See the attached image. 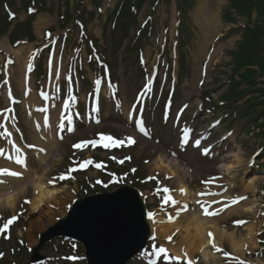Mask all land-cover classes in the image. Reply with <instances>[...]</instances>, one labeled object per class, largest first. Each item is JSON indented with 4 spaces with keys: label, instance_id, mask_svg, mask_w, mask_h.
I'll use <instances>...</instances> for the list:
<instances>
[{
    "label": "rangeland",
    "instance_id": "1",
    "mask_svg": "<svg viewBox=\"0 0 264 264\" xmlns=\"http://www.w3.org/2000/svg\"><path fill=\"white\" fill-rule=\"evenodd\" d=\"M121 1L71 0V14L65 11V0H46L43 4L30 2L36 12L28 15L25 8L28 3H23V0H8L11 9L17 13V20L9 24L5 20V14H0V28L4 29V33H0V74L3 76L6 68L4 57L8 47L3 43L10 41L12 46L14 40L9 38V34L19 39L9 51L8 57L14 59V62H7V68L8 64L12 67L13 84L15 83L18 94L16 111L10 122L20 115L23 117V128L27 136L23 142H32V130L23 108L27 97L24 98L23 90L16 83L19 66L24 67L31 62L34 67L37 66L33 79L35 92L39 93L36 95L37 112H45L39 107L43 104L42 94L45 92L44 104L50 106L51 112L57 113L59 108L64 107L70 114V123L76 124L73 130L69 129L68 125L61 131L57 130L59 144L54 148V156L48 159L47 164L38 163L37 157L32 155L30 164L33 166L29 177L22 173L18 178L23 181H16L15 185L4 180V184L8 186L5 192L16 197V207H9L5 202L0 203V228L7 224V218L16 219L0 237V264H30V248L39 242L40 234L50 227H56L59 219L67 214L73 201L82 194L113 190L126 183L144 187L149 217L153 221L159 216L165 218L174 211L175 203L171 201L176 199L174 189L179 182L199 192L204 190L200 189L204 181L216 175H219L217 180L221 187L211 186L206 189H216V193L211 196L229 194L236 197L243 194L247 199L226 205L225 209L221 208L213 218L207 219H217L216 224L220 231L238 228V237L246 234V231L241 229L247 224H255L256 246H249L241 256L234 258L237 264L241 261L246 264H264V153L262 151L254 154L263 147L264 135L258 134L259 127L254 126V120L244 110L234 107L222 113L217 107L216 112L213 104L215 100L222 104L221 95L228 84L231 70L238 76V71L228 63L232 59L230 52L235 49L241 37L240 27L244 23L248 24V16L244 11L241 16L234 10L231 11L229 0H160L155 3L154 0H144L137 15V23H133L128 7L124 6L125 12L120 14V8L117 9L115 14V5H121ZM203 2L212 10V15H218L217 23L214 21L210 24L209 35H205L207 30H202L197 22V15L199 18L206 17L200 11ZM232 2L237 4L238 0ZM225 11L232 14L233 20L223 18ZM70 15V21L67 23ZM256 16L257 13H253L252 17ZM146 19L147 23L152 25L151 32L150 27H147L136 43H133L131 39L134 33L140 23H146ZM114 20L116 24H113ZM14 26L15 29L11 32ZM22 30L29 33H22ZM215 32L217 33L214 34ZM159 40L168 41L164 51H167L169 58L156 60L154 65L159 69L158 74L162 70L168 73L175 68L178 76L177 90L174 102L168 106V110L165 109L168 105L165 103L166 98L157 101L156 93L151 98L147 119L154 125V138L144 139L140 129L135 126L137 113L131 119L127 118L124 104L129 106L133 101L135 105V93L144 82L145 74L139 63V52L143 50L147 59L153 61L159 52L163 51ZM211 47H214L211 56H207ZM88 52H92L94 58L89 57ZM147 59H144V63ZM152 65L151 62L147 66ZM82 73L89 82L82 79ZM1 75L0 84H3ZM97 79L101 81V96L96 98L100 101L99 105L93 99V88ZM258 79L264 80V75ZM67 82L68 91H62ZM164 83L169 84V79ZM219 86L221 88L217 90ZM157 90L155 88L154 91ZM97 91L96 88L95 93ZM2 92L3 89H0V108L6 105L1 97ZM47 93L50 94L49 100L45 97ZM257 94L255 91L250 92L238 103L249 95ZM145 95L148 96V93ZM199 99L203 105L194 106ZM135 106L139 108L136 111L143 115V104L137 101ZM200 110L205 111L200 113ZM165 111L168 112V117L174 119V127L161 121L159 113ZM215 113H218L216 117ZM177 114L181 115L176 117ZM94 115L97 118L93 117ZM214 117L220 119L214 120ZM184 131L190 135L188 144L179 142ZM223 134L227 141L221 140ZM102 136H110L122 143L107 148L90 146L88 143L81 148L74 147L79 141L89 142ZM198 136L203 137L199 146L193 143ZM128 137L136 138L135 143L131 144ZM177 143L181 151L178 150ZM7 145L8 142L0 130V148ZM206 148L210 150L207 155L204 154ZM170 149H176L177 156L171 155ZM92 156L94 159L86 162L85 170L75 169V164ZM123 158H126L123 163L118 161ZM159 158L160 164L157 161ZM235 161L239 162L235 167L225 168V163L234 164ZM164 163L167 166L169 164V168L175 173L167 182L171 184V188L165 192L148 194L146 188L169 186L156 182L147 185L144 180L145 175L156 171L155 165H158V172H161L158 178L164 179L168 176L167 170L161 168ZM38 176L43 178L48 188L57 192L54 197L45 199L40 207L33 209L30 201L34 196V187L30 180L36 178L34 180L37 181ZM252 177L256 178L254 187L247 189L246 183ZM246 201H252V209L246 210L241 206L225 215L231 206L244 204ZM207 204V201H203L199 206ZM192 205L189 204L188 216L191 214ZM214 206L215 204L211 208ZM178 219L182 225L187 222L182 215ZM235 221L246 223L236 224ZM164 222L163 220V224L157 229H164L167 225ZM180 224L174 225L166 235H157L150 242L148 250L157 251L164 244L178 247L183 239L181 233L185 232V228ZM205 237L215 239L219 236ZM220 247V253L214 251L218 256L216 263L210 258H205L200 250L194 254V260L197 264H222L221 261L227 258L224 253L241 254L233 251L230 241L226 238H221ZM39 253L43 254L45 259L37 264H87L83 246L70 240H53L46 243ZM162 257H165L169 264H179L168 254L159 256L153 251L134 257L129 264H154L153 261Z\"/></svg>",
    "mask_w": 264,
    "mask_h": 264
},
{
    "label": "water",
    "instance_id": "2",
    "mask_svg": "<svg viewBox=\"0 0 264 264\" xmlns=\"http://www.w3.org/2000/svg\"><path fill=\"white\" fill-rule=\"evenodd\" d=\"M59 223L43 240L57 234L73 237L85 245L91 264H126L150 235L144 203L130 187L77 199ZM38 248L33 249V261L40 257Z\"/></svg>",
    "mask_w": 264,
    "mask_h": 264
},
{
    "label": "bare ground",
    "instance_id": "3",
    "mask_svg": "<svg viewBox=\"0 0 264 264\" xmlns=\"http://www.w3.org/2000/svg\"><path fill=\"white\" fill-rule=\"evenodd\" d=\"M201 14L205 15L206 17L204 18H199V16L197 15V22L199 23V25L201 26L202 30L206 31L205 35H209V33L211 32V27L210 24L213 23L214 21L217 23L218 21V15L216 14L215 16L212 15V10L205 4V2L202 3L201 8H200ZM217 32H215L214 34H216ZM20 49H22V47H20ZM11 50V46L8 45L7 47V51ZM19 83L21 85H23V77L21 78L22 75V71H24V68L22 66H19ZM28 89L30 90L28 99H29V104H33L35 103V96L34 94H32V90L31 85H27ZM126 106V110L128 108L127 104L125 103ZM33 107H36V104L33 105ZM42 109H43V105H42ZM125 110V112H126ZM129 110V109H128ZM32 113V112H31ZM127 113H129V111H127ZM34 114V113H32ZM59 113H57L55 116H58ZM37 115V114H36ZM49 115V114H48ZM37 116H40L41 118H39V120L36 119L37 121V127L41 130L42 133H45L49 130H57V125L53 126V122H54V116H47L46 113H42V114H38ZM58 119L60 118L59 116L57 117ZM28 123L31 127L32 133H31V139L34 142H39L41 145L45 146V148L47 149V152L45 154H42V151H35V152H40V153H35L37 160L39 161V163H47L46 161L48 159H50L52 156H54V153L52 154L54 148L59 144V142L55 139L54 136H51V134H48V140L47 141H42L41 139H39L37 133L33 130V126L30 124L29 120ZM58 123V122H57ZM149 131V130H148ZM25 151V150H24ZM15 153V156H13L14 160L11 158L9 159L10 163H12L13 165L17 164L15 162L16 157L20 156L22 158L21 154H17ZM159 162V164L161 163L160 158L159 160H157ZM31 163V160H30ZM239 162L233 163H225V168L226 169H230L233 166L235 167V165H237ZM168 164V163H166ZM19 167H21L22 169L25 170L26 176L29 177L32 173V166L33 164H30L31 166L26 168L25 166H22L20 164H17ZM155 169L159 170L158 165H155ZM164 170H167L169 173H171L172 175L175 174L171 168H169V164L168 166L165 165V163L162 165V167ZM171 176V175H169ZM7 178L9 179V182H12V185H15L17 182L21 180L20 178H13L11 176H1L0 179L2 180L3 178ZM36 179V178H34ZM31 179L30 182L33 183V187H34V196L30 201L31 207L33 209H36L38 207H40L43 202L45 201V199H47L48 197L52 198L55 196L57 190L55 189H51L48 188L45 183L43 182V178L41 176H38V180H34ZM256 181L255 177H252L248 180V182L246 183V188L247 189H251L252 187H254V183ZM178 186H182V189H185L186 193H185V201L184 203L188 202L186 196L189 195L190 199L189 201H193L196 200V197H194V193L193 191L190 190L189 192V188L186 186L185 183L183 182H179ZM185 186V187H184ZM8 189V186L6 184H1L0 185V203L1 202H5L9 207H16V197L13 194H8L7 192H5ZM189 203V202H188ZM244 207V209L246 210H250L253 208V203L252 201H246L244 204H240L237 206H234L230 209H228L225 212V215H227L228 213H230L231 211L238 209L239 207ZM184 218L187 220L186 223H184L183 225L180 224L181 220H178L177 222H175L174 224H168L165 225L164 229H158L157 231V235H166V232L173 229L174 225L180 224V226L182 228H185V233L182 239V242L180 243V245L178 247L173 246V250L172 253L177 256V257H183V256H187L190 257V253L194 254L196 252H198L199 250L203 252V255L205 256V258H210L212 260V262L216 263L217 261V255L212 254L210 252V249L208 248V237H205V230L208 228H212L214 229V231H216L215 233L217 234V236L221 238H226L228 239V241H230L231 244V248L233 249V251L235 252H240V253H244L246 250V248H248L249 246H251L252 248L254 246H256V239H255V234L257 233V228L255 226V224L250 223L247 224L246 227L244 229L241 230H245L246 234L241 235V236H237V231L239 230L238 228L233 229L232 231L229 230H221L220 228L217 226L216 221L217 219H211L208 220L207 218H200L199 216H197L194 213H191L190 216L185 215ZM151 220V218H150ZM152 222V229L153 231L156 229L158 226L157 223ZM218 237L219 242H221V238ZM31 241L33 242V238L30 237ZM185 246V247H182Z\"/></svg>",
    "mask_w": 264,
    "mask_h": 264
},
{
    "label": "trees",
    "instance_id": "4",
    "mask_svg": "<svg viewBox=\"0 0 264 264\" xmlns=\"http://www.w3.org/2000/svg\"><path fill=\"white\" fill-rule=\"evenodd\" d=\"M130 4L131 1H128ZM258 5L261 9L260 14H263V21L258 24L255 23L252 26H247L241 41L238 43L237 50L235 51V59L237 61L238 68L236 70L239 72L241 68L246 65H257L258 69L253 67L246 68L243 72H239L241 76V80L246 83V89H254L258 90L260 94L255 96L254 99H258L259 104L261 106L264 105V98H261V95L264 94V87L256 86L257 83L264 84L263 80H257V76L264 74V0L258 1L257 3L253 0H245L246 9L244 12H247L248 17H250V13L253 10V7ZM234 5L240 9L242 6L241 2L234 3ZM228 98V97H227ZM252 99L248 102L252 103ZM264 114V107L260 112Z\"/></svg>",
    "mask_w": 264,
    "mask_h": 264
},
{
    "label": "snow or ice",
    "instance_id": "5",
    "mask_svg": "<svg viewBox=\"0 0 264 264\" xmlns=\"http://www.w3.org/2000/svg\"><path fill=\"white\" fill-rule=\"evenodd\" d=\"M101 140L104 142L103 143V146L104 147H110V146H114V145H117V144H119V143H122V141H116V140H114L112 137H110V136H102L101 137ZM129 142L130 143H135V141L134 140H131V138L129 139ZM87 143H92V144H95L96 143V141H91V142H82L81 144H76V145H74V147H76V148H81V147H83V146H85V144H87ZM197 146H199V141H197ZM18 153L20 152V149L19 148H17V150H16ZM40 151H43V149H41ZM209 149H204V154L205 155H207V154H209ZM0 155H3V152L2 151H0ZM12 157H9V159H11ZM130 159V158H129ZM15 162L17 163V164H20V165H22V166H26V162H25V159H23V158H21L20 156H17L16 157V160H15ZM121 163H123V161H121ZM97 167H100V165H97ZM22 175V173L21 172H19V171H14V170H11V169H9V168H0V176H11V177H19V176H21ZM0 182H3V181H0ZM165 191H168L167 189H165ZM183 191V190H182ZM169 199V201H171V197H169L168 198ZM243 199H246V197H237V198H235V199H233L232 200V203H239V201L240 200H243ZM171 202H173V203H175V201H171ZM202 207H204V205H201ZM186 207V206H185ZM205 214H207V215H212V214H214V213H209V212H207V209L205 208ZM218 214V213H217ZM151 215V214H150ZM16 219V217H13L11 220H9L8 221V223L7 224H5V230L8 228V225L9 224H11L12 222H14V220ZM234 223H236V224H244V223H246V221H235ZM213 234L212 233H209V236H212ZM169 239H171V237H169ZM213 247H216V245H215V243L213 242V245H212ZM218 250H220V249H218ZM161 251H163V249H161ZM177 259H180L179 257H177ZM188 264H193V262L192 261H188ZM240 264H246V262H244V261H241L240 262Z\"/></svg>",
    "mask_w": 264,
    "mask_h": 264
}]
</instances>
